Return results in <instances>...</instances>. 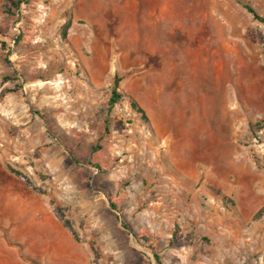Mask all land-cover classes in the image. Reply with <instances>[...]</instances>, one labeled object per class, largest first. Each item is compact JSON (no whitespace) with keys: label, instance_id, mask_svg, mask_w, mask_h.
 <instances>
[{"label":"rangeland","instance_id":"374dc122","mask_svg":"<svg viewBox=\"0 0 264 264\" xmlns=\"http://www.w3.org/2000/svg\"><path fill=\"white\" fill-rule=\"evenodd\" d=\"M17 1L0 0V252L264 264V22L239 0Z\"/></svg>","mask_w":264,"mask_h":264},{"label":"trees","instance_id":"16d2710c","mask_svg":"<svg viewBox=\"0 0 264 264\" xmlns=\"http://www.w3.org/2000/svg\"><path fill=\"white\" fill-rule=\"evenodd\" d=\"M23 1L24 0H18L15 3V6L19 7L20 4L23 3ZM239 2L248 10V12H250L252 14L254 19L261 21V22H264V16H262L250 3L244 2L242 0H239ZM70 24H71V22L68 21L64 24V26L62 28V31H63L62 34L64 37H66V35H67L68 29L70 28ZM120 80H121L120 77L118 75H115L114 82H113V88H112V92H111L112 95L109 99L110 108H112L113 105L115 103H117L122 98V94L119 91ZM131 105L137 112L141 113L143 117H146L145 110L137 103V101L135 99L131 100ZM8 168L12 173H14L18 178H20L28 187H30L34 190L40 191V188H38L37 186L34 185L32 180L30 179V177L26 173H24L20 170H17L11 166H8ZM55 213H56L57 217L62 221V224L64 225V227L71 233V235H73L77 239L78 238L77 232L74 230L70 219H68L66 217L65 210L63 208L57 207L55 209ZM263 214H264V206L257 212L256 215L259 217ZM156 257H157V254H156ZM158 260H159V258H158Z\"/></svg>","mask_w":264,"mask_h":264},{"label":"crops","instance_id":"0c3cea01","mask_svg":"<svg viewBox=\"0 0 264 264\" xmlns=\"http://www.w3.org/2000/svg\"><path fill=\"white\" fill-rule=\"evenodd\" d=\"M7 254L8 252H0V264H24L22 258L16 260Z\"/></svg>","mask_w":264,"mask_h":264},{"label":"bare ground","instance_id":"6f19581e","mask_svg":"<svg viewBox=\"0 0 264 264\" xmlns=\"http://www.w3.org/2000/svg\"><path fill=\"white\" fill-rule=\"evenodd\" d=\"M176 149V148H175ZM173 152H174V150H173ZM194 166V165H193ZM196 166V165H195Z\"/></svg>","mask_w":264,"mask_h":264}]
</instances>
